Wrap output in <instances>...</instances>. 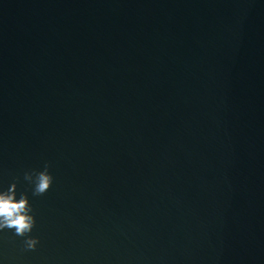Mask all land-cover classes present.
Instances as JSON below:
<instances>
[{"label": "water", "instance_id": "obj_1", "mask_svg": "<svg viewBox=\"0 0 264 264\" xmlns=\"http://www.w3.org/2000/svg\"><path fill=\"white\" fill-rule=\"evenodd\" d=\"M13 182L0 264H264V0H0Z\"/></svg>", "mask_w": 264, "mask_h": 264}, {"label": "clouds", "instance_id": "obj_2", "mask_svg": "<svg viewBox=\"0 0 264 264\" xmlns=\"http://www.w3.org/2000/svg\"><path fill=\"white\" fill-rule=\"evenodd\" d=\"M24 178L33 184L34 196L46 193L54 179L47 163L43 170L25 172ZM16 197L15 182L7 190L0 191V230H13L14 235L25 237L24 245L27 250H35L39 238L29 235L36 223L29 197L26 193H21L18 199Z\"/></svg>", "mask_w": 264, "mask_h": 264}]
</instances>
